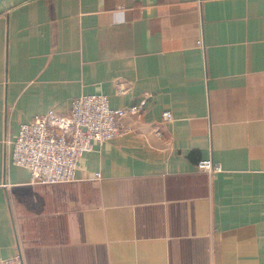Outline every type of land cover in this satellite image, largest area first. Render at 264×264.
<instances>
[{
	"label": "crops",
	"instance_id": "0c3cea01",
	"mask_svg": "<svg viewBox=\"0 0 264 264\" xmlns=\"http://www.w3.org/2000/svg\"><path fill=\"white\" fill-rule=\"evenodd\" d=\"M91 92L145 104L73 179L4 163L19 123ZM17 251L24 264H264V0L0 1V259Z\"/></svg>",
	"mask_w": 264,
	"mask_h": 264
},
{
	"label": "built area",
	"instance_id": "2783aa9c",
	"mask_svg": "<svg viewBox=\"0 0 264 264\" xmlns=\"http://www.w3.org/2000/svg\"><path fill=\"white\" fill-rule=\"evenodd\" d=\"M197 44H201L200 39ZM144 104L141 98L135 104L111 107L105 93H82L72 99L67 114L50 108L19 123L14 139L3 138V161L26 167L32 182L71 180L82 153L94 142L102 143L121 133L119 118L127 112H139ZM161 116L163 120L172 119L169 109H164ZM196 167L208 173L221 170L219 163L211 159H199ZM94 175L100 177L99 172ZM0 264H24L23 256L17 251L1 258Z\"/></svg>",
	"mask_w": 264,
	"mask_h": 264
},
{
	"label": "water",
	"instance_id": "95a60500",
	"mask_svg": "<svg viewBox=\"0 0 264 264\" xmlns=\"http://www.w3.org/2000/svg\"><path fill=\"white\" fill-rule=\"evenodd\" d=\"M1 1V0H0Z\"/></svg>",
	"mask_w": 264,
	"mask_h": 264
}]
</instances>
